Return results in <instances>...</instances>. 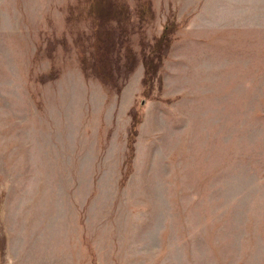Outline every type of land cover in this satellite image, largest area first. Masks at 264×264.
<instances>
[{
	"label": "rangeland",
	"instance_id": "374dc122",
	"mask_svg": "<svg viewBox=\"0 0 264 264\" xmlns=\"http://www.w3.org/2000/svg\"><path fill=\"white\" fill-rule=\"evenodd\" d=\"M87 5L0 0V264H264V0ZM118 39L108 85L82 63Z\"/></svg>",
	"mask_w": 264,
	"mask_h": 264
},
{
	"label": "trees",
	"instance_id": "16d2710c",
	"mask_svg": "<svg viewBox=\"0 0 264 264\" xmlns=\"http://www.w3.org/2000/svg\"><path fill=\"white\" fill-rule=\"evenodd\" d=\"M96 8V0H88L87 5V13L89 16H92L94 9ZM139 17L149 16L153 17L152 10L149 5H142L140 11L138 12ZM96 24V23H95ZM177 27L173 21H167L163 27L161 34L159 35L154 43L148 49L146 56L142 58L143 64V77H142V85H143V94L150 95L153 92L154 86L158 83L160 85V77L159 70L162 67L163 59L171 45L173 40V34L175 33ZM110 40V39H109ZM96 42V41H95ZM122 39L114 40L111 43H103L102 45H97L98 48H101L100 57L95 59H89L88 61H84L82 63L83 70H89V73L97 76L102 82L108 85H114L116 78L114 76V68L111 66V62L108 59L109 50L110 49H122ZM119 46V47H116ZM96 48V47H95ZM124 48V47H123ZM95 50V49H94ZM93 50V51H94ZM82 55V54H80ZM93 55V52L89 55ZM123 55L125 57L124 62H122V67L126 70L127 64H135L136 58L132 55V53L124 48ZM118 71V69H116ZM139 123L138 118L133 113L131 117V123L129 126L128 134H127V160H126V170L125 177L130 173L131 170V159L133 157V144L135 142V137L137 133V125Z\"/></svg>",
	"mask_w": 264,
	"mask_h": 264
},
{
	"label": "crops",
	"instance_id": "0c3cea01",
	"mask_svg": "<svg viewBox=\"0 0 264 264\" xmlns=\"http://www.w3.org/2000/svg\"><path fill=\"white\" fill-rule=\"evenodd\" d=\"M24 264H26V263L24 262ZM30 264H32V263H30ZM64 264H90V260H87L86 258H84V259H81V260H78L77 262H75L74 258L70 257L69 259L66 260V262H64ZM92 264H96L95 258H94V261L92 262Z\"/></svg>",
	"mask_w": 264,
	"mask_h": 264
}]
</instances>
